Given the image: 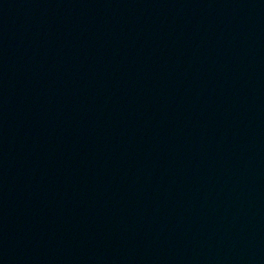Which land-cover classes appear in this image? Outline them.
<instances>
[{
    "label": "water",
    "instance_id": "water-1",
    "mask_svg": "<svg viewBox=\"0 0 264 264\" xmlns=\"http://www.w3.org/2000/svg\"><path fill=\"white\" fill-rule=\"evenodd\" d=\"M0 264H264V0H0Z\"/></svg>",
    "mask_w": 264,
    "mask_h": 264
}]
</instances>
